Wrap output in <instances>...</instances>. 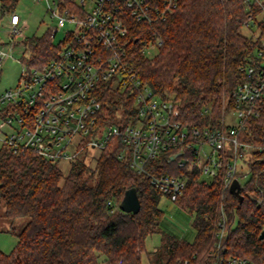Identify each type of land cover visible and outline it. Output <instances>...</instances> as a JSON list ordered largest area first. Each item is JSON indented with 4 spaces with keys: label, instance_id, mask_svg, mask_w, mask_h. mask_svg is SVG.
Returning a JSON list of instances; mask_svg holds the SVG:
<instances>
[{
    "label": "trees",
    "instance_id": "trees-1",
    "mask_svg": "<svg viewBox=\"0 0 264 264\" xmlns=\"http://www.w3.org/2000/svg\"><path fill=\"white\" fill-rule=\"evenodd\" d=\"M19 1L0 0V12L16 13ZM75 3L62 0V6L72 10ZM250 12L245 0H180L164 20L133 21L127 39L136 73L156 92L177 99L184 123H209L202 108L210 101L214 102V123H218L224 100L231 99L234 88L245 78L242 65L253 61V47L264 41V21L259 22L261 34L256 40L242 31ZM158 37L162 40L159 52L148 58L140 48ZM52 40L49 31L25 38L32 61L41 56L47 59L54 52ZM103 101L112 121H118L113 113L121 103L132 104V99L110 95ZM240 141L254 148L243 151V156L250 157V177L241 189L243 199L223 187L221 176L206 180L198 167H180L172 152L149 164L157 174L188 176L184 194L174 202L194 215L193 241L161 229L164 211L160 201L165 194L147 175L133 170L128 159H119L111 145L91 161H72L66 175L59 163L34 151L14 153L3 145L0 200L8 217L27 216L29 221L12 252L0 249V264H144L146 240L153 233H161V244L146 251L150 264H183L186 260L213 264L215 229L224 217L225 254L264 264V110L260 116L248 118ZM132 188L140 207L127 212L121 203Z\"/></svg>",
    "mask_w": 264,
    "mask_h": 264
},
{
    "label": "built area",
    "instance_id": "built-area-1",
    "mask_svg": "<svg viewBox=\"0 0 264 264\" xmlns=\"http://www.w3.org/2000/svg\"><path fill=\"white\" fill-rule=\"evenodd\" d=\"M75 1L72 10L63 7L62 0H46L56 21L48 28L52 39L64 27L66 37L54 44L47 59L41 56L36 62L27 51L26 36L17 38L23 33L20 15L10 14L9 44L11 49L22 47L18 59L22 72L15 87L0 91L2 144L14 153L31 150L57 163L88 160L111 145L119 159H128L133 170L147 175L175 201L184 194L188 176L157 174L149 167L163 153L172 152L180 167H198L206 180L221 176L223 187L230 190L235 179L240 181L239 157L254 149L240 141V132L248 118L258 117L264 110V41L253 47V61L242 65L245 78L234 88L231 99L224 101L221 120L214 123V102L210 101L202 108L209 123L189 126L180 118L177 99L156 92L136 73L127 39L133 21L164 20L180 0ZM245 3L251 10L246 26L264 21V0ZM88 4L91 8L86 9ZM161 43L160 37L150 40L140 51ZM9 56L13 57L12 50L0 49V69ZM109 95L132 99L130 106L124 102L114 110L118 121H112L105 108L103 98ZM231 111L234 117L230 121ZM226 225L225 217L216 225L213 264H258L225 254Z\"/></svg>",
    "mask_w": 264,
    "mask_h": 264
},
{
    "label": "rangeland",
    "instance_id": "rangeland-1",
    "mask_svg": "<svg viewBox=\"0 0 264 264\" xmlns=\"http://www.w3.org/2000/svg\"><path fill=\"white\" fill-rule=\"evenodd\" d=\"M91 8L88 4L86 9ZM15 12L21 17V26L23 33L18 36V39H22L27 36H42L48 32V28L55 25L56 21L50 16L47 9L46 0H20ZM10 13L2 14L0 12V49L12 50L13 57H7L0 69V91H4L8 88L15 87L19 81L22 72V63L18 60L21 56L20 51L22 47L17 45L11 49L9 41L10 35ZM65 28L60 29L57 35L54 37L53 44L57 45L60 41L66 37ZM243 33L249 37L257 39L261 34V28L259 25L253 27L244 26ZM256 33V35L254 34ZM159 52L158 47H146L144 54L148 58H154ZM225 101V100H224ZM234 117L231 111L228 115V119ZM3 146L0 141V148ZM96 152V151H92ZM99 152L97 151V155ZM248 155L241 156L238 159L240 168V181L244 184L250 177V170L248 166ZM88 161H91L88 157ZM93 161V160H92ZM94 163V161H93ZM63 173L66 175L71 167V162L68 160H61L59 162ZM210 180V179H207ZM160 207L164 211V216L161 222V229L169 234L176 235L179 238L193 241L196 236V229L193 226L194 215L187 209L181 207L176 202L172 201L168 196L163 195L160 201ZM29 221V217L21 216L17 218H10L6 215V206L3 201L0 200V249L6 253L12 252L19 241V234L23 227ZM161 244V233H153L146 240V251H154L157 246ZM154 249V250H153ZM143 252L142 261L147 263L149 257L147 252Z\"/></svg>",
    "mask_w": 264,
    "mask_h": 264
},
{
    "label": "water",
    "instance_id": "water-1",
    "mask_svg": "<svg viewBox=\"0 0 264 264\" xmlns=\"http://www.w3.org/2000/svg\"><path fill=\"white\" fill-rule=\"evenodd\" d=\"M253 24V21L251 22ZM242 185L239 179H235L231 185L230 191L243 199L241 195ZM140 207V201L135 188L126 191L125 197L121 203V208L127 212H136ZM261 236H264V231H262Z\"/></svg>",
    "mask_w": 264,
    "mask_h": 264
},
{
    "label": "crops",
    "instance_id": "crops-1",
    "mask_svg": "<svg viewBox=\"0 0 264 264\" xmlns=\"http://www.w3.org/2000/svg\"><path fill=\"white\" fill-rule=\"evenodd\" d=\"M157 247H158V246H157ZM153 250H154V249H153ZM150 251H152V250H150ZM147 259H148V261H147L146 264H150V260H149L148 256H147Z\"/></svg>",
    "mask_w": 264,
    "mask_h": 264
}]
</instances>
